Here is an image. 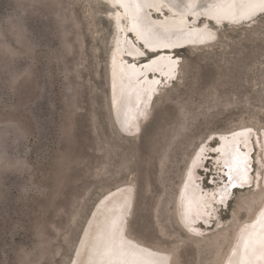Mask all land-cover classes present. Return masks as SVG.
<instances>
[{"label":"rangeland","instance_id":"1","mask_svg":"<svg viewBox=\"0 0 264 264\" xmlns=\"http://www.w3.org/2000/svg\"><path fill=\"white\" fill-rule=\"evenodd\" d=\"M34 1L0 0V131L18 127L23 136L0 140V153L28 166L0 157V264H71L96 206L123 187L135 190L130 238L167 255L166 264H224L239 232L264 217V13L241 26L210 20L212 44L170 52V78H141L156 88L134 138L113 113L116 33L105 0L38 10ZM144 51L138 65L161 54ZM223 141L246 159L247 182L229 185ZM228 185L232 195L220 201ZM206 191L209 207L186 202Z\"/></svg>","mask_w":264,"mask_h":264},{"label":"bare ground","instance_id":"2","mask_svg":"<svg viewBox=\"0 0 264 264\" xmlns=\"http://www.w3.org/2000/svg\"><path fill=\"white\" fill-rule=\"evenodd\" d=\"M105 2L112 10L108 19L115 25L116 33L113 39V53L110 52L109 59L113 113L124 133L133 137L142 129L141 121L147 118L146 115L142 116L143 107L156 88V82L145 78L151 72L164 74L169 78L175 74L177 62L173 60L170 52L212 44L217 38V32L208 23L210 20L217 24L227 21L232 25L241 26L264 13V0H105ZM203 17L208 21L202 24L200 18ZM144 49L153 54H161L145 65H138L146 56ZM143 77L145 80L141 81ZM261 138L264 141V135ZM236 146V143L223 141L220 148L224 158V161L223 158L221 161L228 167L231 186L248 181L247 161L238 154ZM218 171L217 169V173ZM229 185L221 189L220 201H224L230 194ZM134 191L133 187H123L111 192L99 202L87 223L71 264H166L167 255L156 254L146 247L145 243L140 244L125 233L126 216L133 210L135 201ZM192 195L188 201L186 200L190 205L195 203L200 205L203 202V206L209 207L214 199L209 191L198 194L193 192ZM255 227V229L252 227L248 234L244 229L243 234L239 232V241L224 264H259L260 260L263 261L264 217Z\"/></svg>","mask_w":264,"mask_h":264},{"label":"trees","instance_id":"3","mask_svg":"<svg viewBox=\"0 0 264 264\" xmlns=\"http://www.w3.org/2000/svg\"><path fill=\"white\" fill-rule=\"evenodd\" d=\"M59 1L60 0H35L33 8H35V10L36 9L38 10L40 8V6H42V5H47V4L49 6L50 5H56ZM18 29H19L18 38H19V40L23 39V41H24V37H25L24 28H22V26H20ZM2 35L3 34L0 31V36H2ZM28 48L30 50H33L34 49V45L29 44V42H28ZM17 55H18V52H17L16 49L10 51V56L11 57H14V56H17ZM12 83H15V82H12ZM21 133L22 132H21V130L18 127L4 128L3 130L0 131V140H5L8 135L14 134V136H15L14 138H16V143L20 144V142H22V138H23ZM0 157L5 159V160H11L12 163L14 165H17L18 166L17 168H19L22 171H27L28 170V166L26 165V163L23 160L24 158H20V159L12 158L11 156L6 154L5 152H1L0 153Z\"/></svg>","mask_w":264,"mask_h":264}]
</instances>
